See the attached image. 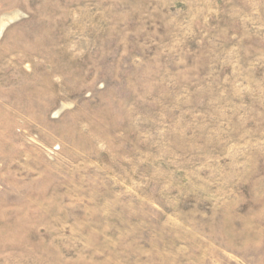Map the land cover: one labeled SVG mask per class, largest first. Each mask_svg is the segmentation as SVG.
<instances>
[{"label": "rangeland", "instance_id": "rangeland-1", "mask_svg": "<svg viewBox=\"0 0 264 264\" xmlns=\"http://www.w3.org/2000/svg\"><path fill=\"white\" fill-rule=\"evenodd\" d=\"M0 264H264V0H0Z\"/></svg>", "mask_w": 264, "mask_h": 264}]
</instances>
